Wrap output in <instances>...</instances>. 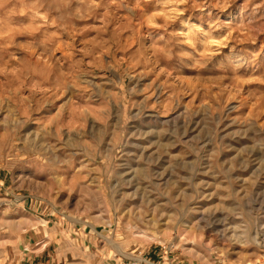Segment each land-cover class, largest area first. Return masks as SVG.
I'll return each mask as SVG.
<instances>
[{
    "label": "rangeland",
    "instance_id": "obj_1",
    "mask_svg": "<svg viewBox=\"0 0 264 264\" xmlns=\"http://www.w3.org/2000/svg\"><path fill=\"white\" fill-rule=\"evenodd\" d=\"M0 33V259L47 222L44 264H264V0H0Z\"/></svg>",
    "mask_w": 264,
    "mask_h": 264
},
{
    "label": "crops",
    "instance_id": "obj_2",
    "mask_svg": "<svg viewBox=\"0 0 264 264\" xmlns=\"http://www.w3.org/2000/svg\"><path fill=\"white\" fill-rule=\"evenodd\" d=\"M39 226L38 227L41 228V230H39L37 234L34 233L36 238H40V240L37 238L39 245L34 240L35 238L30 237L28 239V246L24 247L25 254L23 255V258L21 262H19V264H44L42 257L46 255L47 249L51 247V245L56 243V240L60 238V229L57 228L55 225H50V223L44 222ZM42 244L43 246L37 249L35 252L28 251L29 249H33L35 247L37 248ZM144 257L147 258V256ZM12 262L13 260L6 257L0 259V264H12Z\"/></svg>",
    "mask_w": 264,
    "mask_h": 264
},
{
    "label": "built area",
    "instance_id": "obj_3",
    "mask_svg": "<svg viewBox=\"0 0 264 264\" xmlns=\"http://www.w3.org/2000/svg\"><path fill=\"white\" fill-rule=\"evenodd\" d=\"M125 264H154L152 263L149 259H147L146 257H143L141 259H133V260H129L127 261Z\"/></svg>",
    "mask_w": 264,
    "mask_h": 264
},
{
    "label": "bare ground",
    "instance_id": "obj_4",
    "mask_svg": "<svg viewBox=\"0 0 264 264\" xmlns=\"http://www.w3.org/2000/svg\"><path fill=\"white\" fill-rule=\"evenodd\" d=\"M37 2V1H36ZM35 13V12H34ZM58 15V14H57ZM36 25V24H35ZM1 34V33H0ZM45 60V59H44ZM33 79V78H32ZM233 253V252H232Z\"/></svg>",
    "mask_w": 264,
    "mask_h": 264
}]
</instances>
